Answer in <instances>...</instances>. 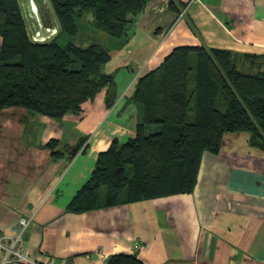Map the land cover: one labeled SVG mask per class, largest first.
Here are the masks:
<instances>
[{"label": "crops", "instance_id": "crops-1", "mask_svg": "<svg viewBox=\"0 0 264 264\" xmlns=\"http://www.w3.org/2000/svg\"><path fill=\"white\" fill-rule=\"evenodd\" d=\"M174 1L180 13L171 10V0H150L129 43L109 42L112 108L104 90L81 115L62 120L21 108L0 112V235L34 216L25 237L33 260L108 264L125 254L146 264H264V152L251 147L247 133L227 134L219 154L204 153L192 194L68 210L99 154L115 139L136 136L134 84L175 48L264 56V0ZM87 138L72 161L53 159L47 148L59 141V151L70 155Z\"/></svg>", "mask_w": 264, "mask_h": 264}, {"label": "trees", "instance_id": "trees-1", "mask_svg": "<svg viewBox=\"0 0 264 264\" xmlns=\"http://www.w3.org/2000/svg\"><path fill=\"white\" fill-rule=\"evenodd\" d=\"M150 0H48L60 25L56 38L34 41L19 0H0V112L26 109L62 120L107 90L116 100L115 77L105 72L108 45H62L75 37L87 13L96 30L125 46ZM171 0V10L180 13ZM184 7V6H183ZM182 7V8H183ZM110 42V41H109ZM130 99L138 110L136 136L115 139L68 210L87 213L195 191L204 153L219 154L227 134L247 133L264 152V56L206 47H178L162 65L134 84ZM76 153L47 145L52 158ZM87 147V146H86ZM83 152H86L84 150ZM108 264H146L136 255L112 256Z\"/></svg>", "mask_w": 264, "mask_h": 264}, {"label": "rangeland", "instance_id": "rangeland-1", "mask_svg": "<svg viewBox=\"0 0 264 264\" xmlns=\"http://www.w3.org/2000/svg\"><path fill=\"white\" fill-rule=\"evenodd\" d=\"M25 22L30 35L37 38H45V41L52 40L59 36L61 32L59 22L48 0H19ZM80 27L79 34L75 37H69L61 34L59 42L62 45L73 43L79 47H89L94 42H100L108 45L113 42L107 34L102 33L93 25V16L87 13L83 19L78 22ZM38 39H35L37 41ZM113 45V43H111Z\"/></svg>", "mask_w": 264, "mask_h": 264}, {"label": "built area", "instance_id": "built-area-1", "mask_svg": "<svg viewBox=\"0 0 264 264\" xmlns=\"http://www.w3.org/2000/svg\"><path fill=\"white\" fill-rule=\"evenodd\" d=\"M33 38L41 43L45 41V38H37L35 35ZM33 217L21 218L11 234L0 235V264H55L52 261L33 260L25 246V237Z\"/></svg>", "mask_w": 264, "mask_h": 264}, {"label": "water", "instance_id": "water-1", "mask_svg": "<svg viewBox=\"0 0 264 264\" xmlns=\"http://www.w3.org/2000/svg\"><path fill=\"white\" fill-rule=\"evenodd\" d=\"M75 152H76V150H75Z\"/></svg>", "mask_w": 264, "mask_h": 264}, {"label": "clouds", "instance_id": "clouds-1", "mask_svg": "<svg viewBox=\"0 0 264 264\" xmlns=\"http://www.w3.org/2000/svg\"><path fill=\"white\" fill-rule=\"evenodd\" d=\"M39 42V41H38Z\"/></svg>", "mask_w": 264, "mask_h": 264}]
</instances>
